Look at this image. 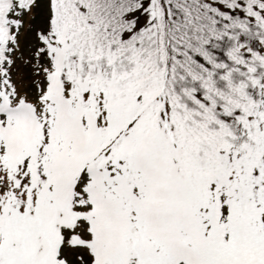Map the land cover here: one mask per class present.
I'll return each mask as SVG.
<instances>
[{"label":"snow or ice","instance_id":"6c2138e0","mask_svg":"<svg viewBox=\"0 0 264 264\" xmlns=\"http://www.w3.org/2000/svg\"><path fill=\"white\" fill-rule=\"evenodd\" d=\"M0 264H264V0H0Z\"/></svg>","mask_w":264,"mask_h":264}]
</instances>
